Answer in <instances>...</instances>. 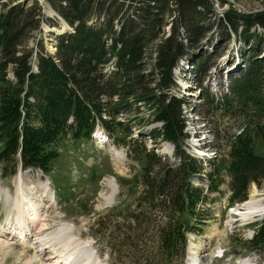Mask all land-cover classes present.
I'll list each match as a JSON object with an SVG mask.
<instances>
[{
	"label": "trees",
	"instance_id": "16d2710c",
	"mask_svg": "<svg viewBox=\"0 0 264 264\" xmlns=\"http://www.w3.org/2000/svg\"><path fill=\"white\" fill-rule=\"evenodd\" d=\"M44 1L68 27L51 33L53 53L35 39L42 25L58 24L38 0H0V164L9 175L18 168L45 174L57 158L61 135L88 139L100 125L113 136L115 125H122L111 122L115 117L132 115L134 121L149 112L148 123L162 125L141 137L170 143L175 157L148 180L160 158L144 152L141 196L158 227L126 225L108 213L96 223L103 231L92 233L106 243L112 264L182 260L187 239L176 215H193L204 202L205 168L186 153L187 102L171 93L178 90L173 70L185 62L211 109L241 122L229 141L227 166L228 205L237 206L247 200L251 184L264 183V9L239 13L229 6L218 14L211 0ZM231 42L239 47L226 65L232 67L236 58L239 68L219 72L215 98L202 85ZM193 177L201 186L192 184ZM148 215L133 213L135 221ZM253 228L248 243L264 256V218Z\"/></svg>",
	"mask_w": 264,
	"mask_h": 264
},
{
	"label": "rangeland",
	"instance_id": "374dc122",
	"mask_svg": "<svg viewBox=\"0 0 264 264\" xmlns=\"http://www.w3.org/2000/svg\"><path fill=\"white\" fill-rule=\"evenodd\" d=\"M211 1L215 4L218 14L227 10L229 6L241 13L264 9V0ZM38 2L45 16L56 20L58 24L57 27L42 25L41 33L36 35L35 39L42 40L43 47L49 53H53L55 48L51 33L56 35L67 31L68 27L44 0ZM34 43L31 40L27 47H32ZM238 47L237 42H231L227 46L224 56L217 60L216 67L209 71V78L202 85L215 98L219 97L221 90L218 84L219 72L224 74L226 71L228 73L239 68L236 58L232 67L226 65L227 56L236 57ZM187 71L186 63L179 62L173 70L178 90H171V93L187 102L184 107L188 133L186 153L199 160L205 168L202 182L206 198L203 203L198 204L193 215L187 211L176 215L185 232L187 247L182 260L175 258L168 264H239L244 259L252 264H264V256L248 243L254 234L253 226L261 222L264 213L253 214L243 220L231 214L233 209L244 202L234 207L228 205L229 141L239 131L238 126L241 122L238 118L225 116L218 110L213 111L208 102L202 99L203 92H198ZM141 109L145 111V108ZM150 115L145 111L134 121L129 119L132 115L115 117L111 122L122 125H115L112 129L113 136L100 125L95 127L94 133L88 139H73L69 134L61 135L54 146L57 158L51 162L49 171L45 174L39 170L18 168L15 175H9L8 170L0 164V230H9V226L15 220L13 202L17 198V187L21 183L26 202L30 203V207L32 205L38 209V215L41 214V222L38 225L34 224L37 229L45 224L49 228L46 233L54 234L60 229L67 228L76 243L87 247L81 245L83 250L92 254L94 262L112 264L104 249L107 247L106 243L101 241V236L92 233L96 230L103 231L102 227L96 226L97 221L108 213L109 216L118 214L121 217L120 223L124 221L126 225L132 226L139 224L155 230L159 220L143 203L141 196L143 169L147 165L144 152L152 150L160 158V164L152 165L148 180L154 179L158 169L165 163L175 162L174 149L170 143L158 141L155 144L148 137H141L146 135L150 128L159 127V124L148 123ZM98 134H101L102 140L97 138ZM165 148L169 151L163 152ZM200 151L201 154L198 155ZM208 174L210 177H207ZM200 182L197 177H193L194 186H201ZM208 185L211 188L207 191ZM38 186L46 189L48 193L46 202L43 201L41 197L43 191H40ZM252 194L257 198H264V183L260 186L251 184L246 201ZM141 211H146L149 215L139 217L135 221L133 213L139 214ZM31 213L32 211L29 212ZM30 217L32 215H29ZM246 223L250 224L245 226ZM19 237L6 235L0 238L2 242L7 239L10 244L9 248L0 250V264H38L33 262L38 250V244H34L37 236H32L30 243L22 242ZM59 242L63 245L67 240ZM100 249H103V253ZM219 249L226 251V258L215 260L214 255L218 254ZM50 250L52 249L48 247L46 252ZM93 261L89 262L94 264Z\"/></svg>",
	"mask_w": 264,
	"mask_h": 264
},
{
	"label": "bare ground",
	"instance_id": "6f19581e",
	"mask_svg": "<svg viewBox=\"0 0 264 264\" xmlns=\"http://www.w3.org/2000/svg\"><path fill=\"white\" fill-rule=\"evenodd\" d=\"M98 139L102 140L103 137L98 134ZM170 148V146H167ZM169 149H163V152H168ZM171 151V149H170ZM22 179V178H21ZM18 181L21 182L19 179ZM40 191H43L41 197L43 201L46 202L45 198H48V193L46 189L42 186H38ZM113 197V194L111 195ZM26 197L24 196V192L22 189V184L19 183L17 187V198L15 202H13L15 208L14 214V222L9 226L8 229L0 230V238L2 236H20L19 239L23 240L22 242L29 241L31 242L32 236H37L34 240V244H38V250L36 251L33 262L38 264H91L89 261H93V256L91 253L83 250V247L76 243L70 231L66 229H60L58 232L54 234H47L46 231L49 229L47 225L42 224L39 229H37L36 225L39 224L41 214L38 215V209H35L32 205L30 207V203L26 202ZM41 199V198H40ZM34 204V203H33ZM242 204V203H241ZM36 205V203H35ZM39 205V204H38ZM40 206V205H39ZM31 208V209H30ZM40 209V208H39ZM32 211L31 214L29 212ZM262 214L264 213V198H257L253 194L250 196L248 201H244L242 205L233 209L231 216L240 217L243 220L248 218L253 214ZM29 215L32 217L29 218ZM56 220V219H53ZM48 228V229H47ZM36 233V234H35ZM46 233V234H45ZM67 240V242L61 245L59 241ZM54 243V244H53ZM57 244V245H55ZM8 240L2 242L0 240V250L8 247ZM59 245V246H58ZM52 250L46 252L48 247ZM87 248V247H86ZM55 255V256H53ZM56 259V260H55ZM94 264H99L94 262ZM239 264H252L247 259L240 261Z\"/></svg>",
	"mask_w": 264,
	"mask_h": 264
},
{
	"label": "built area",
	"instance_id": "2783aa9c",
	"mask_svg": "<svg viewBox=\"0 0 264 264\" xmlns=\"http://www.w3.org/2000/svg\"><path fill=\"white\" fill-rule=\"evenodd\" d=\"M239 13H241L240 11H238Z\"/></svg>",
	"mask_w": 264,
	"mask_h": 264
}]
</instances>
